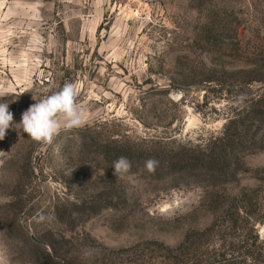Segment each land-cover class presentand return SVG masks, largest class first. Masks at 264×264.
Wrapping results in <instances>:
<instances>
[{"label": "rangeland", "instance_id": "1", "mask_svg": "<svg viewBox=\"0 0 264 264\" xmlns=\"http://www.w3.org/2000/svg\"><path fill=\"white\" fill-rule=\"evenodd\" d=\"M67 82L94 119L0 140V264H264V0H0L14 122ZM256 102V149L198 159Z\"/></svg>", "mask_w": 264, "mask_h": 264}, {"label": "clouds", "instance_id": "2", "mask_svg": "<svg viewBox=\"0 0 264 264\" xmlns=\"http://www.w3.org/2000/svg\"><path fill=\"white\" fill-rule=\"evenodd\" d=\"M78 96V86L67 82L60 90L44 96L39 101L33 98L36 102L22 113L19 123L14 122L8 103H0V140L4 139L9 128H15L22 130L38 144L51 145L62 132L83 128L97 114L90 112L85 104L79 102ZM157 166L158 161L155 159L145 161L148 172H154ZM131 167V161L121 156L113 161V175L117 179L123 178L130 172Z\"/></svg>", "mask_w": 264, "mask_h": 264}, {"label": "trees", "instance_id": "3", "mask_svg": "<svg viewBox=\"0 0 264 264\" xmlns=\"http://www.w3.org/2000/svg\"><path fill=\"white\" fill-rule=\"evenodd\" d=\"M257 102L256 104H249L248 106L243 108V111L240 110L238 113L231 116L227 125L225 126V131L223 132L222 136L215 137L213 142L211 143V146L213 147L207 149L208 152H206L204 149L198 150V159H202L203 157L206 158V160L212 161L224 160V158H226L227 156L229 157L234 154L232 153L231 155H227V147H232L235 144L239 145L236 150L245 149L248 151L256 149L258 147V142L255 134H253L252 137L248 139L247 135L253 132V130L251 131V129H253V127L255 126L253 119H258V123L262 122V118L260 119L256 116L257 112L259 111ZM250 120H252V122ZM259 126L260 124H256V127Z\"/></svg>", "mask_w": 264, "mask_h": 264}, {"label": "water", "instance_id": "4", "mask_svg": "<svg viewBox=\"0 0 264 264\" xmlns=\"http://www.w3.org/2000/svg\"><path fill=\"white\" fill-rule=\"evenodd\" d=\"M34 239V238H33Z\"/></svg>", "mask_w": 264, "mask_h": 264}]
</instances>
